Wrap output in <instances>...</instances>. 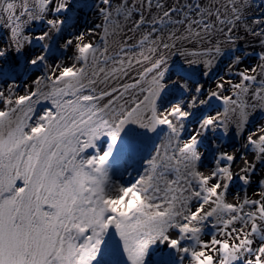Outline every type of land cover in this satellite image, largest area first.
<instances>
[{
    "label": "snow or ice",
    "instance_id": "1",
    "mask_svg": "<svg viewBox=\"0 0 264 264\" xmlns=\"http://www.w3.org/2000/svg\"><path fill=\"white\" fill-rule=\"evenodd\" d=\"M113 236L126 264H264V0H0V264Z\"/></svg>",
    "mask_w": 264,
    "mask_h": 264
},
{
    "label": "bare ground",
    "instance_id": "2",
    "mask_svg": "<svg viewBox=\"0 0 264 264\" xmlns=\"http://www.w3.org/2000/svg\"><path fill=\"white\" fill-rule=\"evenodd\" d=\"M137 135L138 134L135 132V130L130 129L129 131H127L123 135L122 139L120 140L119 145L115 148L113 155L109 161V167L112 169V171L117 168H120V170H122L120 171L121 176L118 179H120L124 183L131 182L132 177L127 175L128 172L135 173V172H138L140 168V163H141L140 161H134L131 163H126L123 161L122 163L119 160L121 158L120 156L124 154V151H125L124 148H130L129 142ZM143 142L145 143V146L147 147L151 143V138H148L147 140H144ZM106 147H107V141L103 143L102 150L106 149ZM109 244L112 245L114 251L118 253V256H120L121 259H124L123 254L119 251V243L118 241L115 240L114 236L110 237ZM159 252H162L161 255L164 254V250H162L160 246L153 247L150 250L148 261H152V258H153L152 255L154 253H159Z\"/></svg>",
    "mask_w": 264,
    "mask_h": 264
},
{
    "label": "rangeland",
    "instance_id": "3",
    "mask_svg": "<svg viewBox=\"0 0 264 264\" xmlns=\"http://www.w3.org/2000/svg\"><path fill=\"white\" fill-rule=\"evenodd\" d=\"M120 171H122V170H120V168H117V169L112 171V174H113L114 178L118 179L121 176V172Z\"/></svg>",
    "mask_w": 264,
    "mask_h": 264
},
{
    "label": "clouds",
    "instance_id": "4",
    "mask_svg": "<svg viewBox=\"0 0 264 264\" xmlns=\"http://www.w3.org/2000/svg\"><path fill=\"white\" fill-rule=\"evenodd\" d=\"M135 195V194H134ZM134 201L129 200V205L133 206L134 205ZM117 207L121 208L123 210V202L121 201L119 204L116 205Z\"/></svg>",
    "mask_w": 264,
    "mask_h": 264
},
{
    "label": "water",
    "instance_id": "5",
    "mask_svg": "<svg viewBox=\"0 0 264 264\" xmlns=\"http://www.w3.org/2000/svg\"><path fill=\"white\" fill-rule=\"evenodd\" d=\"M118 261H119V260H118ZM119 264H126L125 259L120 260V261H119Z\"/></svg>",
    "mask_w": 264,
    "mask_h": 264
}]
</instances>
